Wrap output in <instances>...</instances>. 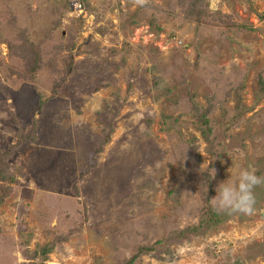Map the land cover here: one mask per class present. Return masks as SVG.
<instances>
[{
  "label": "rangeland",
  "instance_id": "obj_1",
  "mask_svg": "<svg viewBox=\"0 0 264 264\" xmlns=\"http://www.w3.org/2000/svg\"><path fill=\"white\" fill-rule=\"evenodd\" d=\"M208 1L247 29L190 0H0V166L17 177L0 264L52 242L44 264L140 247L136 264H264V186L250 215L210 203L236 166L264 177V0Z\"/></svg>",
  "mask_w": 264,
  "mask_h": 264
},
{
  "label": "trees",
  "instance_id": "obj_2",
  "mask_svg": "<svg viewBox=\"0 0 264 264\" xmlns=\"http://www.w3.org/2000/svg\"><path fill=\"white\" fill-rule=\"evenodd\" d=\"M188 13L187 15H191L193 17H196L199 22H202L205 18L209 19L212 21L213 24L218 25V26H223L227 30H232V31H242L246 30L247 26L240 24L238 22L232 21L229 18H232V15L229 14H223L221 11H213L209 7V1L208 0H190V4L187 7ZM228 18V19H227ZM27 44V43H26ZM33 44V43H32ZM32 47L27 44V48L25 47L24 50L28 53H33L30 51ZM23 51V50H22ZM33 56H36L31 54ZM25 57H23L24 59ZM26 60V58H25ZM37 68L38 63L31 64L30 67ZM29 67L30 73H35L34 71L32 72L31 68ZM35 75H33L34 77ZM168 90V89H167ZM202 121L208 125V120L205 118V116H202ZM211 128L208 125L207 129L204 130V132L208 135L210 139L211 135ZM33 140V139H32ZM102 147L100 148V150ZM217 156V160L214 163H219ZM210 174V173H207ZM17 177L12 173L10 170L9 166H0V181H2L4 184H0V205L5 202L6 197L9 196L11 190V187L7 185L9 182L16 181ZM208 180L212 181V176L208 175ZM64 237L60 238L59 240L63 241ZM56 242L49 243L47 245H44L42 247L36 248L34 251L29 252V250H26V254L28 255V259L30 260L29 262L22 263V264H44L45 261L48 259V255L53 251L54 249V244ZM147 247V246H146ZM145 247V249H146ZM150 249L151 247H147ZM144 253V247H140V250L136 252L135 254L131 255L130 257H127L124 261L123 264H136V260L143 255ZM40 257H42V261L39 262Z\"/></svg>",
  "mask_w": 264,
  "mask_h": 264
},
{
  "label": "clouds",
  "instance_id": "obj_3",
  "mask_svg": "<svg viewBox=\"0 0 264 264\" xmlns=\"http://www.w3.org/2000/svg\"><path fill=\"white\" fill-rule=\"evenodd\" d=\"M143 4L145 0H136ZM228 179L219 183L211 205L220 212L253 214L256 210V188L264 186V177L253 167L236 166ZM215 177V173L212 176Z\"/></svg>",
  "mask_w": 264,
  "mask_h": 264
},
{
  "label": "built area",
  "instance_id": "obj_4",
  "mask_svg": "<svg viewBox=\"0 0 264 264\" xmlns=\"http://www.w3.org/2000/svg\"><path fill=\"white\" fill-rule=\"evenodd\" d=\"M73 1L76 3V4H75V7H76V8L83 9V8H82L83 5H82V3H81L82 0H73Z\"/></svg>",
  "mask_w": 264,
  "mask_h": 264
}]
</instances>
